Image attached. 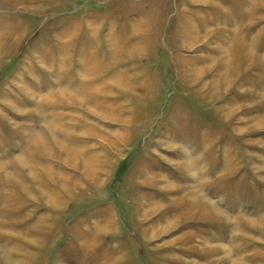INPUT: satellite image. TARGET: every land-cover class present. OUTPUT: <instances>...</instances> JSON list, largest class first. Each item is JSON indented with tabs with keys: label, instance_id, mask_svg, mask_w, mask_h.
I'll use <instances>...</instances> for the list:
<instances>
[{
	"label": "rangeland",
	"instance_id": "374dc122",
	"mask_svg": "<svg viewBox=\"0 0 264 264\" xmlns=\"http://www.w3.org/2000/svg\"><path fill=\"white\" fill-rule=\"evenodd\" d=\"M0 264H264V0H0Z\"/></svg>",
	"mask_w": 264,
	"mask_h": 264
},
{
	"label": "bare ground",
	"instance_id": "6f19581e",
	"mask_svg": "<svg viewBox=\"0 0 264 264\" xmlns=\"http://www.w3.org/2000/svg\"><path fill=\"white\" fill-rule=\"evenodd\" d=\"M202 1V0H200ZM207 1V0H206ZM210 5V10H216V9H219V5H213V4H209ZM212 5V6H211ZM41 137V136H40ZM40 137H37V138H40ZM39 142L41 141V139H37L36 142ZM19 161H24V157L23 156H20L18 157ZM14 174L10 173V172H7L6 176H9L8 178H11Z\"/></svg>",
	"mask_w": 264,
	"mask_h": 264
}]
</instances>
